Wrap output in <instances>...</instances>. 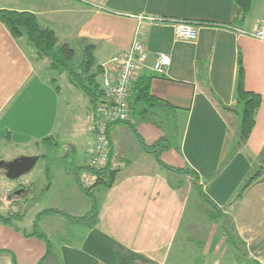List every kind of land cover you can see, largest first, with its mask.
<instances>
[{
	"label": "crops",
	"instance_id": "0c3cea01",
	"mask_svg": "<svg viewBox=\"0 0 264 264\" xmlns=\"http://www.w3.org/2000/svg\"><path fill=\"white\" fill-rule=\"evenodd\" d=\"M0 9L35 13L61 44H70L75 52L83 53L87 44H94L100 83L105 64L128 50L135 35L149 51L148 66L141 69L145 73L153 72L149 67L159 53L171 58L165 72H154L151 79V94L159 102L136 104L129 122L109 127L108 158L116 166L128 164L110 188L97 192L98 222L88 225L70 217H82L91 208L77 177L91 185L96 180L86 169L95 139L96 106L84 94L88 101L83 140L65 139L61 89L46 75L48 62L36 61L34 49L22 45L0 21V151L44 144L43 139L53 137L59 143L55 147L64 145L74 153L80 148L84 156L78 169L54 175V159H43L51 184L44 189L42 210L64 211L67 215H55L73 225V230L67 226L74 239H59L53 251L49 230L40 231L39 223L56 217H49L54 213L38 217L42 210L30 231L22 226L24 220L14 225L0 222V264H223L230 246L211 214V204L195 190L194 178L161 165L142 149L137 136L149 145L163 137L171 139L163 162L197 171L203 192L223 210L237 235L241 255L232 250L239 259L264 264V168L234 199L264 167V40L245 33L258 29L264 0H253L242 20L237 19L235 0H0ZM181 20L198 25L197 40L176 36ZM240 57L245 88L261 96L255 126L242 145L241 116L230 109L236 105ZM22 157L29 156L16 159ZM16 159L0 158L5 163ZM55 176L61 185L55 186ZM34 188L28 183L15 195ZM36 228L46 239L34 233Z\"/></svg>",
	"mask_w": 264,
	"mask_h": 264
},
{
	"label": "trees",
	"instance_id": "16d2710c",
	"mask_svg": "<svg viewBox=\"0 0 264 264\" xmlns=\"http://www.w3.org/2000/svg\"><path fill=\"white\" fill-rule=\"evenodd\" d=\"M238 6L237 19H244L251 10L253 0H235ZM0 21L7 27L11 35L17 39L22 45L30 46L34 49L36 61H47L48 68L51 71H55L58 74H66L69 81L77 88H79L97 107L99 103L105 100L106 92L101 87L100 80L98 78L100 72L94 70L96 60L94 55V44H87L83 50L82 59L78 62L77 66L71 65V61L75 56L74 48L68 43H60L56 32L39 21L38 16L29 11H18L11 9H0ZM238 26V25H237ZM146 70V69H145ZM141 70L137 78L132 83L130 107L133 110V106L136 104H142L145 106H155L159 99L151 94V79L154 77V71L151 73ZM236 105L230 108L241 116V126L239 131V144H244L249 138L255 123L256 115L261 104V96L257 93L248 91L244 86V69L241 57L239 58V67L236 83ZM146 110L143 111V115ZM141 147L146 152L152 154L156 160L163 166L175 170L179 173H186L194 178V188L199 195L208 203L211 204V214L215 221H218L225 233L226 240L231 249L241 255L237 235L233 234L229 228L226 214L203 192L200 183V177L197 171L190 167L177 168L165 164L161 158L162 154L170 149L171 139L163 137L153 144H146L145 141L137 136ZM55 143L59 145L57 140L53 137H47L43 139L42 143ZM40 156H38L39 158ZM116 166L115 162L108 158L100 166H86V169L96 177L95 182L92 185H86L82 180L77 177V182L81 190L91 199L90 210L82 217H70L76 222H83L88 225H95L98 222V214L101 203V197L98 194L99 191H104L110 188L117 174L125 167ZM263 166L254 173L249 180L244 184L242 189L238 192L234 199L238 200L242 192L250 185L255 179H257L263 170ZM98 192V193H97ZM61 214L67 215L64 211L59 209H46L40 211L38 217L44 214ZM25 219V211H16L10 213H2L0 211V222L14 225ZM37 224H35V227ZM34 233L44 237L45 235L37 228ZM243 256V255H242ZM250 261V260H249ZM255 264L256 261L254 262ZM253 263V264H254Z\"/></svg>",
	"mask_w": 264,
	"mask_h": 264
},
{
	"label": "rangeland",
	"instance_id": "374dc122",
	"mask_svg": "<svg viewBox=\"0 0 264 264\" xmlns=\"http://www.w3.org/2000/svg\"><path fill=\"white\" fill-rule=\"evenodd\" d=\"M82 51H76L75 56L71 61V65L77 66L78 62L82 59ZM46 75L50 78H55L57 85L61 89V113H60V126L67 121L66 127L64 128L65 139L68 136L77 138L78 140H83V134L87 129V101L88 98L84 93L76 88H74L66 74L59 75L55 71H48ZM91 116V113H89ZM69 117V119L67 118ZM63 122V123H62ZM58 146L55 143H44L40 145L31 144L29 147L20 148H7L0 151V158L4 160L16 159L21 156H33L39 157V161L35 166L24 173L16 179H11L8 177V169L6 166L0 167V211L2 213H10L16 211H25V219L21 223L22 226L27 230L34 229V221L36 220L37 214L45 206V192L44 189L50 186L49 173L44 166L43 159H54V164L52 166L56 167L51 175L57 172L63 173L64 169L71 171L78 169L84 162L82 158V152L80 148L76 153L74 150L66 148V146ZM75 159V162L71 164L70 160ZM55 172V173H54ZM93 176V175H92ZM94 177V176H93ZM59 177H54L55 186L61 185L56 181ZM95 178V177H94ZM33 182L35 184L34 190L31 192H26L25 194L15 195V191L21 186H25L28 183ZM86 185H91L90 181L85 182ZM49 217H56L53 220L51 218L42 219L39 230L43 229L49 230V234L55 243L53 246V251H57V242L63 237H70L74 239L71 235L70 229L67 226H71L73 230V225L67 221L66 218L52 214ZM67 221V222H66ZM65 224L67 227H63ZM50 226V227H48ZM223 264H251L250 261L240 257L230 248L225 255Z\"/></svg>",
	"mask_w": 264,
	"mask_h": 264
},
{
	"label": "built area",
	"instance_id": "2783aa9c",
	"mask_svg": "<svg viewBox=\"0 0 264 264\" xmlns=\"http://www.w3.org/2000/svg\"><path fill=\"white\" fill-rule=\"evenodd\" d=\"M245 33L264 40V18L259 21L256 31ZM175 34L180 39L195 41L198 38V25L192 21L181 20L175 27ZM148 61L149 51L135 35L128 50L117 53L105 64V75L101 87L105 90L106 97L95 108V139L87 152L90 166H100L108 159L109 127L113 123L131 120L132 83L141 69L148 66ZM170 64V56L159 53L149 68L158 74H163Z\"/></svg>",
	"mask_w": 264,
	"mask_h": 264
},
{
	"label": "water",
	"instance_id": "95a60500",
	"mask_svg": "<svg viewBox=\"0 0 264 264\" xmlns=\"http://www.w3.org/2000/svg\"><path fill=\"white\" fill-rule=\"evenodd\" d=\"M37 159L38 157H22L9 163H5L0 160V167L6 166L8 169V177L16 179L31 170L36 164Z\"/></svg>",
	"mask_w": 264,
	"mask_h": 264
}]
</instances>
